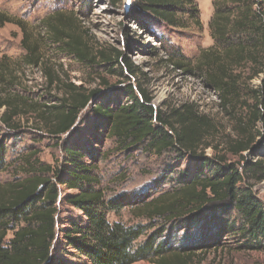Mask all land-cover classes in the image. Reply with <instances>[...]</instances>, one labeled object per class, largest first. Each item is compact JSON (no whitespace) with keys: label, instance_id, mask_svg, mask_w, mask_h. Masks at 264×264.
<instances>
[{"label":"trees","instance_id":"16d2710c","mask_svg":"<svg viewBox=\"0 0 264 264\" xmlns=\"http://www.w3.org/2000/svg\"><path fill=\"white\" fill-rule=\"evenodd\" d=\"M119 1L110 0L114 5ZM137 3L141 10L167 25L186 28L188 25L181 24V18L188 16L201 26L195 0H137ZM213 4L215 12L210 26L215 45L201 52V61L194 67L203 70L206 83L216 91L221 106L229 114L243 94L253 101L245 102L248 117L241 124L245 138L232 148L235 155H240L252 149L253 142L264 139V0H214ZM6 23L21 28V46L26 55L23 61L14 64L6 55L0 59V129L15 135L28 127L58 138L64 145L69 170L63 177L61 166L53 167L37 158L31 161L38 154L35 151L25 157L24 178L0 182V264H69L60 256H53L61 186L74 192L67 196L66 204L85 218L73 222L71 229L65 231L69 249L64 252L84 258L89 264H134L142 260L154 264H203L209 252L227 247L264 252V206L253 190L255 184L264 181V158L246 161L241 171L224 156H214L213 160L201 154L210 147L205 141L213 134V123L194 104H183L169 112L155 107L153 98L141 84L137 88L130 85L124 92L130 103H118L115 109L101 101L92 106V111L105 121L108 135L128 148L138 146L159 155L172 150L191 154L202 159L200 166L213 173L207 175L200 169L191 180L138 202L136 218L163 223L150 234L148 223L109 221L108 213L122 204L116 199L107 200L93 165L83 160L87 152L75 143L71 145V135L61 139L75 127L99 90L84 93L79 91L81 87L62 84L65 96L59 105L39 102L25 94V88L18 84V69L24 74V67L41 69L51 90L55 86L62 91L59 78L44 62L41 41L46 38L83 63L94 65L100 59L112 64L115 60L130 75L137 76L136 71L122 52L117 56L94 52L76 20L65 16L63 11L44 17L36 33L31 32L27 22L0 11V27ZM183 59L171 58L180 70L188 66ZM244 67L251 69L250 80L261 76L260 87L247 86L237 71ZM6 154L0 142V170ZM246 178L249 182L243 185ZM169 223L185 226L187 231L194 229V224L202 226L199 236L189 239V244H180L187 239L186 234L173 246L162 237ZM215 229L217 234L213 232ZM223 236H229L237 246L223 242Z\"/></svg>","mask_w":264,"mask_h":264},{"label":"rangeland","instance_id":"374dc122","mask_svg":"<svg viewBox=\"0 0 264 264\" xmlns=\"http://www.w3.org/2000/svg\"><path fill=\"white\" fill-rule=\"evenodd\" d=\"M213 2L214 0H195L201 26L188 16H183L181 24L188 27L180 28L153 18L150 13L137 6V0H120L117 5L110 0H0V11L27 22L33 33L39 31L38 27L44 17L57 10L63 11L65 16L76 20L94 52L103 51L111 56L122 52L123 57L136 71L137 76L130 75L128 69L121 64L116 65L115 60L112 64L100 59L94 65L83 63L46 38L41 41L44 62L46 61L56 78H59L58 85L62 91L55 86L51 90L49 79L39 68L24 67L26 74L18 69V84L25 88V94L39 102L59 105L65 96L63 85L81 87L79 91L84 93L99 90L89 106L82 111L75 127L62 135L61 139L71 135V145L75 143L87 152L88 155H84L83 160L93 165L94 174L100 180V187L106 191L107 200L116 199L122 204L108 213L111 222L146 224L148 222L144 218L135 217L136 208L141 201L170 190L178 183L191 180L200 169L207 175L213 173L208 167L200 166L199 161L202 159L191 154L172 150L159 155L153 151H143L138 146L128 148L119 145L115 137L108 135L105 121L92 111V106L101 101L115 109L118 103H130L124 94L130 85L137 88L138 84H141L153 98L154 106L163 111L169 112L171 108L183 104L196 105L198 111L214 125L213 134L205 141L210 147L201 153L206 157L214 160V156H224L228 162L236 163L241 171L246 161L253 162L264 158V139L253 142V148L240 155H235L232 151L234 144L245 138L241 124L248 117L245 102L251 104V98L243 94V99L237 103L235 109H230L232 113L229 114L221 106L216 91L206 83L203 70L194 67L201 61V52L215 45L210 26L215 12ZM22 35L21 28L14 23H6L0 27V59L6 55L11 58L13 64L24 60L26 52L21 46ZM174 52H179V55H172ZM179 56L184 58L182 62L188 64L187 69L180 70L173 65L171 58H180ZM120 60L123 63V59ZM237 71L241 72L247 86L260 87L261 76L250 80L249 67ZM26 128L15 135L0 129V142L7 152L5 165L0 170V182L4 184L24 178L25 157L35 151L38 154L31 161L37 158L53 167L61 166L62 176L65 177L69 166L65 165L67 159L64 145L61 146L58 138ZM253 130L255 129L251 128V132ZM247 182L249 180L246 178L243 185ZM60 188L53 256H60L69 264H89L84 258L64 252L69 249L64 238L65 231L71 229L73 222H81L85 218L79 210L66 204L67 196L74 192L67 191L62 186ZM253 190L264 206V181L255 184ZM148 224L151 226L148 230L150 234L163 223L161 220H154ZM201 226L202 223L194 224V229L188 232L185 226L178 223L172 226L169 223L165 226L162 237L163 240L169 239L174 246L187 234V239L180 242L187 245L190 243L189 239L199 236ZM213 232L217 234V229ZM144 239L145 236L140 241ZM223 242H228L229 246H237L229 236H223ZM71 251L70 249L69 252ZM210 263L264 264V252L238 251L227 247L209 252L203 264ZM134 264L154 263L142 260Z\"/></svg>","mask_w":264,"mask_h":264}]
</instances>
